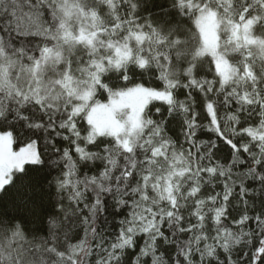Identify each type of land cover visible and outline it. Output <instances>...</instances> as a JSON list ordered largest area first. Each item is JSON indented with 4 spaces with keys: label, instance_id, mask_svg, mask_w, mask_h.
Segmentation results:
<instances>
[{
    "label": "snow or ice",
    "instance_id": "1",
    "mask_svg": "<svg viewBox=\"0 0 264 264\" xmlns=\"http://www.w3.org/2000/svg\"><path fill=\"white\" fill-rule=\"evenodd\" d=\"M0 141V264H264V0H0Z\"/></svg>",
    "mask_w": 264,
    "mask_h": 264
},
{
    "label": "rangeland",
    "instance_id": "2",
    "mask_svg": "<svg viewBox=\"0 0 264 264\" xmlns=\"http://www.w3.org/2000/svg\"><path fill=\"white\" fill-rule=\"evenodd\" d=\"M216 20H218L217 15L203 18L205 34L212 42L219 40L221 35L219 32L220 24L214 23ZM225 25L230 27L229 23ZM222 42L223 41H221V43ZM146 100L147 97L143 93L132 94L124 100L123 104L119 108V111L121 113L127 111V113L130 115L134 106H139L145 103ZM90 116L91 122L94 123V125L100 130H107L114 127L109 114L102 109L90 113ZM0 144H3V141H0Z\"/></svg>",
    "mask_w": 264,
    "mask_h": 264
},
{
    "label": "trees",
    "instance_id": "3",
    "mask_svg": "<svg viewBox=\"0 0 264 264\" xmlns=\"http://www.w3.org/2000/svg\"><path fill=\"white\" fill-rule=\"evenodd\" d=\"M217 17L219 19V14H217ZM228 20L227 18H225L223 21H221L220 23V29H219V32L220 34L222 35L223 34V31H224V28H227V26L225 24H228ZM223 43V42H222ZM249 83H251V80H249ZM258 85H252L253 89L257 88Z\"/></svg>",
    "mask_w": 264,
    "mask_h": 264
}]
</instances>
